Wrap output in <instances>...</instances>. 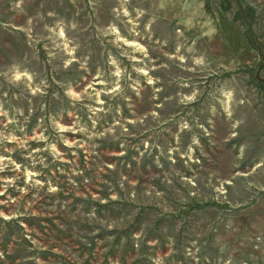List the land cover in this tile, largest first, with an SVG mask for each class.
<instances>
[{
  "label": "rangeland",
  "instance_id": "374dc122",
  "mask_svg": "<svg viewBox=\"0 0 264 264\" xmlns=\"http://www.w3.org/2000/svg\"><path fill=\"white\" fill-rule=\"evenodd\" d=\"M0 264H264V0H0Z\"/></svg>",
  "mask_w": 264,
  "mask_h": 264
}]
</instances>
